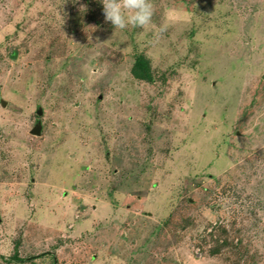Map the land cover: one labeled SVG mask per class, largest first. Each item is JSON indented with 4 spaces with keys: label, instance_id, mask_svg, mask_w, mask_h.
I'll list each match as a JSON object with an SVG mask.
<instances>
[{
    "label": "rangeland",
    "instance_id": "374dc122",
    "mask_svg": "<svg viewBox=\"0 0 264 264\" xmlns=\"http://www.w3.org/2000/svg\"><path fill=\"white\" fill-rule=\"evenodd\" d=\"M151 3L0 0V264H264V0Z\"/></svg>",
    "mask_w": 264,
    "mask_h": 264
},
{
    "label": "clouds",
    "instance_id": "9594fccd",
    "mask_svg": "<svg viewBox=\"0 0 264 264\" xmlns=\"http://www.w3.org/2000/svg\"><path fill=\"white\" fill-rule=\"evenodd\" d=\"M103 17L114 29L144 28L152 21L151 0H100Z\"/></svg>",
    "mask_w": 264,
    "mask_h": 264
},
{
    "label": "trees",
    "instance_id": "16d2710c",
    "mask_svg": "<svg viewBox=\"0 0 264 264\" xmlns=\"http://www.w3.org/2000/svg\"><path fill=\"white\" fill-rule=\"evenodd\" d=\"M89 11L93 12L94 9L92 11L90 8ZM12 55L15 56V52H13ZM130 75L132 76V78L139 80V81H145L148 83H152L154 81V75H153L151 62L144 53H141V52L135 53L134 60L130 68ZM18 252L19 251L17 249H14V252L11 255L10 259L13 261H17V262L24 261V259H22L19 256Z\"/></svg>",
    "mask_w": 264,
    "mask_h": 264
},
{
    "label": "water",
    "instance_id": "95a60500",
    "mask_svg": "<svg viewBox=\"0 0 264 264\" xmlns=\"http://www.w3.org/2000/svg\"><path fill=\"white\" fill-rule=\"evenodd\" d=\"M4 102H2V104H3ZM41 113V111H37V114H40ZM39 129H40V125L39 124H36V126L32 129V130H30L31 131V133H33V134H39Z\"/></svg>",
    "mask_w": 264,
    "mask_h": 264
}]
</instances>
